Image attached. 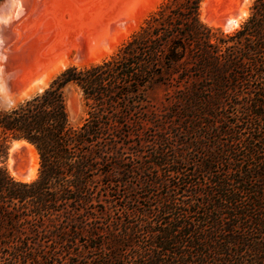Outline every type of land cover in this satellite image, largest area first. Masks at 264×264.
<instances>
[{"label":"trees","instance_id":"obj_1","mask_svg":"<svg viewBox=\"0 0 264 264\" xmlns=\"http://www.w3.org/2000/svg\"><path fill=\"white\" fill-rule=\"evenodd\" d=\"M202 2L167 0L110 57L0 109V139L40 162L16 180L1 146L0 264H264V0L231 33Z\"/></svg>","mask_w":264,"mask_h":264},{"label":"rangeland","instance_id":"obj_2","mask_svg":"<svg viewBox=\"0 0 264 264\" xmlns=\"http://www.w3.org/2000/svg\"><path fill=\"white\" fill-rule=\"evenodd\" d=\"M166 1L15 0L14 2V0H4L0 3V14L10 9L12 17L2 23L5 27L0 26V36L2 35L0 37V79H4L0 80V84L3 83L0 85V109L7 110L16 106L14 104L21 103L19 95L23 91L34 88L45 76H53L59 68L62 70L55 74L51 81L70 66H89L110 57ZM253 1L208 0L207 9L214 19L216 17L220 21H226V19L237 17L246 8L248 13L241 21V25L250 14ZM11 6L16 8L12 9ZM201 7L200 19L205 25L225 33H231L239 28L240 25L227 32L220 25L205 23L201 17ZM119 38H122V41ZM33 92L36 94L40 91L36 89ZM66 93L70 122L74 127L81 126L87 117L82 95L74 87H69ZM163 95L164 91L160 87L154 88L149 93L151 103L159 105ZM14 141L4 142L0 139V149H2L1 146L7 147L5 167L15 179L10 169L17 167L16 171L27 172L31 170L34 158L31 157L32 153L26 146L15 149ZM37 164L36 177L31 181L35 180L39 174V156Z\"/></svg>","mask_w":264,"mask_h":264},{"label":"bare ground","instance_id":"obj_3","mask_svg":"<svg viewBox=\"0 0 264 264\" xmlns=\"http://www.w3.org/2000/svg\"><path fill=\"white\" fill-rule=\"evenodd\" d=\"M13 1V0H12ZM14 2H15V0H14ZM17 2V1H16ZM10 4V3H9ZM14 4V3H13ZM16 4V3H15ZM208 0H205L203 3H202V7H201V9H202V20L205 22V23H207V24H209V25H214V26H217V25H220V26H222L225 30L224 31H226L227 30V32H228V30L229 29H234L235 27H237V26H239L240 25V23H241V21L247 16V13H248V10L245 8V10H242L238 15H237V17H233V19H230V20H227L226 19V21H224V20H221V21H223V22H221L220 21V19L218 20V19H216V17H215V19L213 18V17H211L210 15H209V12H208ZM12 7V6H11ZM14 7V6H13ZM13 7H12V9H13ZM14 8H16V7H14ZM243 9V8H242ZM11 10L9 9V10H7V11H3V14H0V26H4L5 27V25H2V23H4L5 21H8L9 19H10V17H12V13L10 12ZM229 11H230V9H229ZM13 12V11H12ZM231 12V11H230ZM2 13V12H1ZM18 14V13H17ZM221 15V14H220ZM224 17V16H223ZM227 17V16H226ZM230 18V17H229ZM232 18V17H231ZM224 19V18H223ZM217 20L219 21V22H217ZM122 21V20H121ZM9 23V22H8ZM7 23V24H8ZM9 25V24H8ZM8 25H6V26H8ZM3 27V28H4ZM1 28V27H0ZM9 28V27H8ZM130 29V28H129ZM237 29V28H236ZM12 31V30H11ZM4 32V31H3ZM7 32V31H6ZM6 32H4V33H6ZM8 33V32H7ZM7 35V34H6ZM122 35H124L123 33H122ZM2 36V35H1ZM0 36V37H1ZM9 36H11L10 34H9ZM8 36V37H9ZM118 39V38H117ZM120 39V38H119ZM122 39V38H121ZM120 39V40H121ZM5 41V40H4ZM122 41V40H121ZM115 44V43H114ZM111 52V51H110ZM65 67H66V65H64ZM50 68V67H49ZM47 70V69H46ZM62 70V68H59L58 70H56L55 71V73L53 74V76L55 75V74H57L59 71H61ZM48 71V70H47ZM47 74V73H46ZM52 75H48V76H45V78L44 79H42V81L39 83V84H37L34 88H31V89H29V90H25V91H23L19 96V101H24V100H26V98H30V97H32V96H34L35 95V93L33 92V91H35L36 89H39V91L41 92V91H43L44 89H45V87H47L48 85H49V82L51 81V79H52V77H53ZM5 78V77H4ZM1 80V79H0ZM2 80H4V79H2ZM1 80V81H2ZM3 83H1L0 85H2ZM6 88V87H5ZM9 89V88H8ZM20 92V91H19ZM34 93V94H33ZM4 94H6V92L4 93ZM6 96V95H5ZM24 97H26L25 99H24ZM5 98V97H4ZM16 98V97H15ZM10 99H11V97H10ZM13 100V99H12ZM14 100H16V99H14ZM17 100H18V98H17ZM7 101V100H6ZM10 103V102H9ZM15 103V102H14ZM13 104V103H12ZM18 104V103H17ZM17 104H14V105H17ZM14 148L15 149H17V148H22V147H24V146H26V147H28L29 149H30V151H31V157L33 156V158H34V160H33V166H32V168H31V170H29V171H27V172H21V171H16L15 169L17 168V167H14L15 169H10V170H12V174H13V176H15V179L17 178L19 181H23V182H30L32 179H34L35 177H36V172H37V166H38V164H37V160H38V153H37V151H36V149L32 146V145H30L29 143H27V142H25V141H14ZM18 150V149H17ZM12 152H14V151H12ZM15 153V152H14ZM17 154V153H16ZM19 156V155H18ZM24 156H25V154H24ZM14 157V156H13ZM20 157V156H19ZM15 158V157H14ZM23 159V158H22ZM17 160H19L20 161V159H18V157H17ZM15 161H16V159H15ZM18 162V161H17ZM24 162H25V159H24ZM27 163V162H26ZM10 164V163H9ZM21 164V163H20ZM23 164H25V163H23ZM22 164V165H23ZM19 166V165H18ZM30 166V165H29ZM12 167V166H11ZM30 168V167H29Z\"/></svg>","mask_w":264,"mask_h":264}]
</instances>
